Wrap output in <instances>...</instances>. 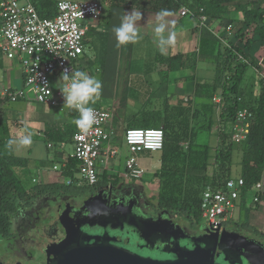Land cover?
I'll list each match as a JSON object with an SVG mask.
<instances>
[{"label":"trees","instance_id":"16d2710c","mask_svg":"<svg viewBox=\"0 0 264 264\" xmlns=\"http://www.w3.org/2000/svg\"><path fill=\"white\" fill-rule=\"evenodd\" d=\"M58 1L34 0V3L42 16L53 17L57 12ZM233 2L234 0H109L108 3L110 6L122 4L140 9H149L150 6L153 11L170 12L187 6L195 14L191 16L193 18H197L200 9L204 8L208 20L213 17L222 18L232 25L229 37H223L225 40L222 36L213 34L208 25L201 26L199 51L187 54L177 52L168 57L171 71L194 67L201 59L209 58L215 61L216 73L213 81L190 82L191 86L195 87L196 97L185 99L168 95L165 93L168 80L164 79L158 90L148 96L142 107L147 111L145 114L149 113L143 118L147 126L163 127L165 133L164 147L159 150L161 164L155 172V176L159 178L157 202L161 207L195 222L202 219L200 205L206 185L218 182L220 184L233 176L231 166L236 145H242L240 176L245 179V188L249 189L262 180L264 171V76H259V92L254 98H247V90L242 85L250 67L255 68L258 74L263 71L250 50L256 38L264 41V6H254V1L236 5ZM230 5H235L242 13L236 28L235 20L228 16L226 9ZM227 26L228 24L224 25L221 33L225 32ZM94 28L90 27L87 35L100 38L97 49L100 55L98 61L102 62L106 55L104 48L108 31ZM200 94L203 95L199 96ZM216 95L221 97L220 102L214 100ZM151 104H154L152 109L149 108ZM244 108L254 113V120L247 140L237 143L232 139L233 124L237 112ZM216 126L218 142L212 155V146L198 141L197 138L201 132L212 133ZM9 127V121L0 115V228L8 225L6 212L18 199L30 198L33 194L62 186L79 188L67 183L25 187L15 169L26 159L15 155L14 152L10 153L5 148L9 139ZM78 164L79 161L73 156L65 170L67 177H76ZM100 177L106 181L120 178L117 174L106 171L101 172ZM242 196L244 199L245 194ZM244 225L247 227V224Z\"/></svg>","mask_w":264,"mask_h":264},{"label":"built area","instance_id":"2783aa9c","mask_svg":"<svg viewBox=\"0 0 264 264\" xmlns=\"http://www.w3.org/2000/svg\"><path fill=\"white\" fill-rule=\"evenodd\" d=\"M104 10L105 6L98 1L59 0L56 14L47 17L40 14L33 0H0V49L5 57L20 60L25 74V86H32L45 102L56 104L52 74L57 68L62 73L78 70L76 62L84 51L89 29L81 21L87 18L100 19ZM179 14L195 15L187 6H182ZM196 19L200 26L207 25L208 16L204 8L200 9ZM226 30L230 34L232 25L228 24ZM2 97L17 101L24 97V89L6 91ZM214 100L220 102L221 97L216 95ZM92 107L95 109L96 123L87 132L77 129L73 136L79 171L75 178L66 180V183L78 187L98 183L101 173L98 163L102 155H105L106 160H115L118 154L117 148L110 145L116 134L108 126L112 112L108 108ZM253 120L254 113L251 110L240 109L233 124L232 139L237 143L246 141ZM123 139L130 151L123 179L141 180L146 170L139 161V154L162 150L164 129L131 127L124 130ZM106 144L109 146L104 150ZM245 187L246 182L242 176H231L223 183L206 185L200 206L211 229L222 228L232 221L233 212L240 200H243L244 194L245 198L252 194L254 207L262 204L264 180L256 182L249 189Z\"/></svg>","mask_w":264,"mask_h":264},{"label":"crops","instance_id":"0c3cea01","mask_svg":"<svg viewBox=\"0 0 264 264\" xmlns=\"http://www.w3.org/2000/svg\"><path fill=\"white\" fill-rule=\"evenodd\" d=\"M250 1L260 2L261 0H234L233 3L236 5L240 3H247ZM235 5H230L226 9L229 12L228 16L235 20L234 27L235 26L238 27L239 20L242 17V13H239L240 11L235 8ZM148 8L149 9H146V8L140 9L134 6L130 7V6L122 5V4H115L111 6V11H110L111 14H109V17L107 19H105L106 17L97 19V22L93 24V25H96L95 28L97 30H107L108 31V39H107V42L104 48L106 52L104 60L102 62L98 61L99 56H100L98 54V51L92 53L91 55L87 53L86 43L90 40V36L88 37L87 35L84 51L76 62L78 70H83L87 72L89 75L94 76L96 78H97V75H100L101 84H102V94L101 95L106 96L108 94V96H111V98L113 99V103L116 107V110L119 108L122 109L124 107H127L128 100L130 99L133 102L135 101V104L136 105L138 104V107L142 108L148 96H150L152 92H156L158 90L159 86L161 85V82L164 79L168 80V83L166 84V91H165V93H167L168 95L183 97L185 92L186 93L192 92V95L195 96V93H194L195 87L193 85L191 86L192 84L190 83L191 81L189 82L187 79L189 75H184L183 73L185 69H182L179 71L169 70L167 59L169 56L174 55L177 52L187 54V53L199 51L202 27L198 24V21L196 18H193L191 16H181L179 14V11L171 12V15L166 17V19L169 22V29L176 33V42L174 46H172L168 50L166 55H161L156 46V43L154 42V38L153 39L151 38L152 35H151V28H150V24L155 20L157 13H159L160 11H153L151 10L152 8H150V6H148ZM131 11L141 12L142 19L139 22L140 30L146 31L148 35H151L149 37L151 38L152 42L155 45L153 48V54L148 55V56L144 55L142 57L144 58L143 59L144 61L138 64L137 68L135 69L131 62V60L133 59V55H134V43H130L126 46L117 48L115 46L116 41H115L114 33L112 31L114 26H118L120 24L122 16L125 15L127 12H131ZM1 21H2V18L0 15V24H1ZM225 24H229L226 19H222V18L219 19L215 17L211 18V20L209 19L207 23L208 29L211 30L213 34L220 36V37L222 36V38L227 35L229 37L230 35L227 32V30H225L224 33H221L224 30ZM91 25L92 23L88 25L89 28L94 27ZM223 40L225 39L223 38ZM257 41L258 43H256ZM140 43H145V40L144 41L142 40ZM141 46H139V48ZM250 53L251 55L254 56V58L258 60L259 64L263 68V71L259 73V76L260 75L264 76V41H262L259 38H256V41L254 42L252 49L250 50ZM0 58L4 59L2 61L0 59V69H2L5 72L4 77H6L4 81H0V115L6 118L10 123L9 138L16 136L18 133L22 131L24 126L27 125L29 130L33 133V136H32L33 141L34 139H36V137L39 138L40 136L51 134L52 136H55L56 139L58 138V140H60L63 146L65 145L66 142H71L74 147L73 136L78 128L73 123V120L76 118L77 113L75 112V110L64 107V97L60 90L64 82L57 81V78L59 79L62 71H60V69L57 68L52 74L53 76L52 83H53L55 98L57 100L56 104H50L47 102L46 104L45 102H43L44 108H42V106L34 107L32 105L30 107L31 109L29 110L26 109L25 112L18 111L14 107H6V104H5L6 101H10V100L8 98L2 97V94L6 91H14L16 89L23 88L24 97L20 99L27 100V97H26L27 93L25 89L26 86H25V80H24L25 74H24L23 66L18 58H15V59L7 58L9 59V62H7L8 60H6V57L3 55L1 49H0ZM81 58H85L87 60L88 68H85L81 65L80 63ZM94 62L97 64L95 69L93 66ZM197 66H198V62L193 68ZM90 69L92 70L94 69V70L92 71ZM172 72L181 73V75L178 77H175V79L172 80L171 78ZM154 75H156L155 76L156 79L152 78ZM148 76H151L152 78L151 81H148L146 79ZM183 78L187 79L186 80L187 85L186 84L184 85L182 82H179L183 80ZM174 82L177 83L176 86L173 85ZM10 83H11V86H10ZM201 83H204V81H201ZM173 86L175 90H173ZM178 87L180 88L178 89ZM162 96L164 97L165 95H162ZM162 96H160V98ZM199 96H202V94H200ZM187 98L188 96L185 99ZM32 101L38 103L35 100H32ZM98 102H101V100L97 101L96 104L91 105V106L108 108L112 112V121L109 122L108 126L110 128H113L115 132L118 133L119 129H117L114 126L118 122H120L121 125H125L126 124L125 121L120 118L119 121L116 124H114L116 110H114L113 107L101 106ZM153 105L154 104H151L149 108L152 109ZM50 108H55V111L51 110ZM136 109H139V108H136ZM128 119L130 120L131 124L132 123L146 124L145 121H143V119L141 120V122L136 120L134 115H132ZM131 127L138 128L139 126L130 125L126 127L125 129L131 128ZM146 127H152V126H147L146 124ZM140 128H145V127H140ZM115 137H116V134L114 138ZM110 145L113 147L111 143ZM49 146H51V143H48V147ZM108 146L109 145L106 144L104 147V150H106ZM16 150L13 151L15 155H17ZM73 156H75L74 153L70 154L64 160L60 159L59 163H56L54 161L52 163V168L48 171L38 168L37 175L32 176L33 182H35L36 184H41V185L51 184V183H58V184L66 183V180L72 178V177L66 176L65 170L68 166L70 159L73 158ZM19 157H22V156H19ZM22 158H25L26 161L23 162L21 166H19L20 168L22 166H27L29 164V160H28L29 158H27L26 156ZM113 161L114 160H106L105 155L103 154L101 157V161H99L98 163L99 172L106 171L110 174H116V173L110 172L108 169V163L113 162ZM55 166H57L58 168L55 169ZM76 167L78 170L79 164ZM78 171L75 176L78 175ZM263 174H264V171H263ZM117 175L120 177V179H123V174L122 175L117 174ZM262 180H264V176H262ZM261 206H263V202L258 208H260Z\"/></svg>","mask_w":264,"mask_h":264},{"label":"flooded vegetation","instance_id":"af4514ba","mask_svg":"<svg viewBox=\"0 0 264 264\" xmlns=\"http://www.w3.org/2000/svg\"><path fill=\"white\" fill-rule=\"evenodd\" d=\"M152 197L142 179L106 181L100 177L94 185L62 186L18 199L6 212L8 225L0 228V264H50L84 231L98 235L107 230L117 245L144 254L146 249L137 234L123 225L124 219L133 215L149 221L171 218L176 235L171 239L172 246L174 240H181V236L191 239L207 231L213 232L208 226L206 231V227L196 226L194 221L161 207ZM220 230L244 234L252 247L248 251L251 263L248 260L246 263L264 264V231L253 232L249 227L232 223ZM152 237L156 239L153 242L156 245L150 249L160 250L162 245L156 243V235ZM181 241L179 243L184 244Z\"/></svg>","mask_w":264,"mask_h":264},{"label":"rangeland","instance_id":"374dc122","mask_svg":"<svg viewBox=\"0 0 264 264\" xmlns=\"http://www.w3.org/2000/svg\"><path fill=\"white\" fill-rule=\"evenodd\" d=\"M75 1H88V0H75ZM93 1H98L103 3L105 6V11L104 14L101 15L102 18L107 19L109 17V14H111V6L108 4L109 0H93ZM254 6H260L264 5V0L259 1H254L252 3ZM110 12V13H109ZM241 13V10L240 12ZM238 13V14H239ZM108 14V15H107ZM240 15V14H239ZM100 17V18H101ZM188 19V18H187ZM97 22L96 19H85L82 20L81 23L83 24H91V26H96L93 25ZM96 29V28H94ZM140 34H142V39H140L138 42L134 43V55L133 59L131 60L134 69L137 68V65L142 63L144 61L142 58L144 55H151L153 54V48H154V43L152 42L151 38L153 37L151 35H148L146 31H141ZM151 36V38L149 37ZM145 40V43H140L141 41ZM100 43V38L96 35L93 37H90V40L86 43V50L89 55L92 53L98 51L97 45ZM258 43V41L256 42ZM255 43V44H256ZM143 47H142V46ZM139 46H141L139 48ZM143 49V50H142ZM146 49V50H144ZM206 58V57H205ZM1 59V58H0ZM4 59H1V61ZM7 62H9V59ZM81 65L85 68H88L87 60L85 58H81ZM94 69L96 68L97 64L94 62L93 63ZM92 67V66H91ZM89 67V68H91ZM93 69V70H94ZM92 70V69H90ZM92 70V71H93ZM96 71V70H95ZM4 71L0 69V81H4L6 77H4ZM184 75H189L187 78L188 81H195V82H210L214 80L215 77V61L213 59H201L198 61V66L193 68H186L185 71L183 72ZM62 73L60 74L61 77ZM181 73H173L171 74L172 80L175 79V77L180 76ZM154 75L152 78L156 79ZM57 78L58 82H61L62 80ZM53 78V76H52ZM151 76H148L146 79L148 81L152 80ZM97 79H100V75H97ZM183 78V80L179 81L182 82L184 85L186 84V80ZM259 74L255 70V68L250 67L247 71L246 77L242 83V85L246 88L247 90V98H254L258 95L259 92ZM177 83H173L174 86H176ZM187 85V84H186ZM11 86V83H10ZM173 86V90L174 89ZM9 87V86H7ZM180 87H178L179 89ZM26 93H27V100L25 99H18L17 101H6V107H14L18 111H24L26 109H31L30 107L33 105L34 107L36 106H42L43 107V102L40 98V95L35 92V89L32 86H26ZM187 91V90H186ZM203 95V94H202ZM193 97L192 92H185L183 97ZM175 99V98H174ZM173 99V100H174ZM35 100L38 103L32 101ZM101 102H98L101 106L104 107H113L114 110H116V107L113 103V99L111 96H102L100 98ZM175 101V100H174ZM118 102V100H117ZM46 103V102H45ZM47 104V103H46ZM128 106L124 108H119L115 112V123L116 124L119 119L121 118L122 120L125 121V125H121L120 122H118L114 127H116L118 130V133H116V137L111 140V144L113 147L117 148L118 154L116 159L113 162L108 163V169L112 173L116 174H124L126 170V160L127 157L130 155L129 148L127 147L126 143L123 141V131L126 127L130 125L134 126H139V127H146V124L143 123H130V118L132 115L135 116L136 120L140 121L149 115V113L145 114L147 111H144L141 107H138V104H135V101L133 102L131 99L128 100ZM118 108V107H117ZM139 108V109H136ZM51 110L55 111V108H50ZM112 121V120H111ZM123 124V123H122ZM218 127L216 126L214 128V131L212 133L209 132H201L198 135L197 140L203 143H207L210 146H212V155H214V147L218 142ZM48 143H51V146L48 147ZM65 150V152H64ZM62 151V152H61ZM75 151L73 144L71 142H66L65 145L56 139L55 136H52L51 134L48 135H43L40 136L39 138L36 137L34 139L32 146L29 148H19L16 150L17 155L22 156V157H27L29 158V164L27 166H22L17 167L15 169L16 174L18 177H20V180L22 183L25 185L27 188L33 187L36 183L33 182L32 176L37 175V169L41 168L45 171H48L52 168V163L55 161L56 163H59L60 159L64 160L67 158L70 154H73ZM139 161L141 165L145 168L146 172L142 177V180L146 183V187L148 190V193H151L153 195L152 199L154 202H157V195L159 192V178L155 176L156 170L160 167L161 164V159H160V151H145L139 154ZM61 157V158H60ZM63 157V158H62ZM101 161V159L99 160ZM213 161V159H212ZM242 162V145H236L234 152H233V160H232V175L233 177H237L241 173V165ZM102 165V164H101ZM264 176V174H263ZM252 194H249L246 198L241 200L238 203V206L233 212V217H232V224L234 226H246L244 224H247V227H249L251 230L249 231H264V200H263V206L260 208L254 207L252 204ZM196 226H201V227H207L209 226L208 224V219L207 217L202 215V219L200 222H195Z\"/></svg>","mask_w":264,"mask_h":264},{"label":"water","instance_id":"95a60500","mask_svg":"<svg viewBox=\"0 0 264 264\" xmlns=\"http://www.w3.org/2000/svg\"><path fill=\"white\" fill-rule=\"evenodd\" d=\"M123 225L137 234L146 249L144 254L117 245L107 230L98 235L84 231L50 264H247L246 260L251 263L248 254L252 250L251 243L240 232L213 230L208 226L213 230L211 234L206 227V234L191 239L181 236L180 241L184 244L174 240L172 246L171 239L176 235L173 234L175 224L171 218L149 221L133 215L125 218ZM151 234L156 235V243L162 245L158 251L150 249L156 245ZM217 252L219 258L216 259ZM159 254L165 256L160 257Z\"/></svg>","mask_w":264,"mask_h":264},{"label":"clouds","instance_id":"9594fccd","mask_svg":"<svg viewBox=\"0 0 264 264\" xmlns=\"http://www.w3.org/2000/svg\"><path fill=\"white\" fill-rule=\"evenodd\" d=\"M170 15V11L161 10L150 24L151 35L161 55H166L176 42V33L169 29V22L166 19ZM141 19V12L136 11L127 12L122 16L120 24L112 29L117 48L142 39L139 27ZM60 79L64 82L60 88L64 97V107L78 113L73 123L81 132H87L97 120L95 109L91 105L96 104L101 98V81L83 70L65 71ZM32 136L33 133L25 125L20 133L6 141L5 148L10 153L19 148H28L33 143Z\"/></svg>","mask_w":264,"mask_h":264}]
</instances>
